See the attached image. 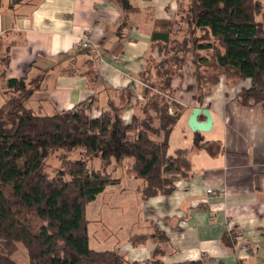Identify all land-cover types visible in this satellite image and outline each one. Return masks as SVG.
<instances>
[{"label":"crops","instance_id":"crops-1","mask_svg":"<svg viewBox=\"0 0 264 264\" xmlns=\"http://www.w3.org/2000/svg\"><path fill=\"white\" fill-rule=\"evenodd\" d=\"M176 14L177 0H0V56L9 59L0 79V107L16 99L33 113L50 116L88 102L95 111L123 108L128 124L144 103L141 76L159 59L151 38L154 25ZM87 32L93 47L77 49ZM7 79H24L28 93L8 90ZM249 85V80L222 77L198 102L190 66L184 65L171 83L173 101L181 108L175 127H187L194 108L208 109L212 127L201 133L208 148L191 151V175L178 179L170 196L142 202L139 180L113 177L121 181L104 190L107 198L131 193L138 216L131 223L136 232H123L113 251L129 262H144L157 251L164 264L264 263V111L239 103V93ZM190 133L184 139L190 138L191 147L184 149L192 148ZM113 163L107 169L111 175L119 168L123 172L121 163ZM158 231L163 242H129L133 235Z\"/></svg>","mask_w":264,"mask_h":264},{"label":"trees","instance_id":"trees-1","mask_svg":"<svg viewBox=\"0 0 264 264\" xmlns=\"http://www.w3.org/2000/svg\"><path fill=\"white\" fill-rule=\"evenodd\" d=\"M151 38L159 59L154 74L141 76L144 103L128 124L123 108L99 109L92 117L88 102L50 116L37 115L16 99L0 107V264H17L12 255L19 247L29 264H164L157 251L144 262H129L116 251L90 249L86 206L120 183L107 170L113 160L130 161L125 175L141 182L142 202L170 196L175 182L191 175V151L206 150L209 142L196 132L191 149L169 153L168 144L181 115L171 83L186 63L195 81L194 100L203 101L220 78H237L250 82L239 103L264 111V0H177L176 18L157 21ZM8 65L0 56V79ZM6 87L28 93L24 79H7ZM172 107L176 112H169ZM59 150L83 152L78 159L62 154L48 176L46 162ZM92 158L103 168L90 169ZM163 237L158 231L133 235L129 242L144 245Z\"/></svg>","mask_w":264,"mask_h":264},{"label":"rangeland","instance_id":"rangeland-1","mask_svg":"<svg viewBox=\"0 0 264 264\" xmlns=\"http://www.w3.org/2000/svg\"><path fill=\"white\" fill-rule=\"evenodd\" d=\"M152 67H154V65L150 64L151 72L155 73V71L152 70ZM187 123L188 120L186 124ZM190 132L188 125L184 128H181L180 126L174 128L171 135L172 141L170 153H172V149H184V147H187L186 144L188 147H191L190 138H187V140L184 139L185 136H191ZM82 152V150L71 152L59 150L55 152L46 162L44 168L45 174L52 176L56 172L60 163L59 157L62 156V154H67L71 159H78ZM113 162V164H116L117 162L121 163L124 170L121 172V168L116 169L117 172L112 174V177L123 178L125 176V162H128V160H113ZM88 167L90 169L99 170L103 168V165L98 158H92L88 160ZM110 168L111 166L109 169ZM106 193L107 192L104 193L103 191L94 201L86 206V217L89 221V247L95 251H113V242L117 241V238H124L123 236L125 233H135L136 228L138 227L131 225L133 220L136 221L138 219L135 209L137 205H135V201L132 198L133 195L131 193L127 194L125 197H119L116 195L112 199H109L107 198ZM120 226L122 227V231L118 230ZM12 259L17 264H29L22 247H19L18 251L12 255Z\"/></svg>","mask_w":264,"mask_h":264},{"label":"water","instance_id":"water-1","mask_svg":"<svg viewBox=\"0 0 264 264\" xmlns=\"http://www.w3.org/2000/svg\"><path fill=\"white\" fill-rule=\"evenodd\" d=\"M201 117L204 119L202 120ZM212 116L210 111L205 108H194L188 119V128L192 133H205L212 127Z\"/></svg>","mask_w":264,"mask_h":264},{"label":"built area","instance_id":"built-area-1","mask_svg":"<svg viewBox=\"0 0 264 264\" xmlns=\"http://www.w3.org/2000/svg\"><path fill=\"white\" fill-rule=\"evenodd\" d=\"M76 48L77 49H85V48H88V47H93V41H92V38H91V33L90 32H87L86 34H84L83 36H81L77 42H76ZM170 113H172V110L170 109L169 110ZM89 114L92 116V117H95L99 114L98 111H95V110H89ZM207 194H216V192L214 191H208ZM240 250H245L246 248L244 246L240 247L239 248Z\"/></svg>","mask_w":264,"mask_h":264}]
</instances>
